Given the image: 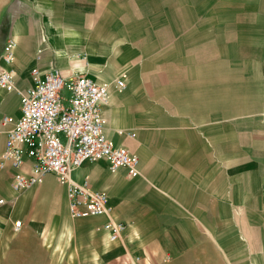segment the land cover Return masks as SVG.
Returning a JSON list of instances; mask_svg holds the SVG:
<instances>
[{
  "label": "crops",
  "instance_id": "crops-1",
  "mask_svg": "<svg viewBox=\"0 0 264 264\" xmlns=\"http://www.w3.org/2000/svg\"><path fill=\"white\" fill-rule=\"evenodd\" d=\"M1 8L9 23L0 24V55L9 38L16 46L14 87H0V150L1 118L20 114L31 69L56 67L66 80L108 84L104 133L137 155L138 173L104 160L70 171L105 190L111 217L125 223L110 241L106 217L69 215L67 185L52 173L16 191L13 175L30 171V159L7 163L0 264H264V0H0Z\"/></svg>",
  "mask_w": 264,
  "mask_h": 264
},
{
  "label": "built area",
  "instance_id": "built-area-1",
  "mask_svg": "<svg viewBox=\"0 0 264 264\" xmlns=\"http://www.w3.org/2000/svg\"><path fill=\"white\" fill-rule=\"evenodd\" d=\"M16 43L9 38L1 51L0 87H14V72L8 68L15 57ZM31 83L20 90V114L1 118L5 131L0 150V168L7 163L20 168L30 159V171L13 175L11 186L20 191L42 181L52 173L67 185L68 212L73 218L104 216L101 228L110 241L122 234L125 223L111 217L112 209L105 190L90 186L88 177L81 182L70 178V171L85 161L104 160L111 171L120 166L130 176L138 173L137 155L127 146L117 145L104 133L102 106L109 101L108 84L79 75L66 80L53 67L30 71ZM117 86H123L121 80ZM68 92V95H67ZM20 222H15L18 228Z\"/></svg>",
  "mask_w": 264,
  "mask_h": 264
},
{
  "label": "rangeland",
  "instance_id": "rangeland-1",
  "mask_svg": "<svg viewBox=\"0 0 264 264\" xmlns=\"http://www.w3.org/2000/svg\"><path fill=\"white\" fill-rule=\"evenodd\" d=\"M3 9L2 8L0 9V14H1L0 24H1V26H8L9 17H7V23L6 22L4 23L2 20V18L4 16V12H5ZM67 95H68V92H67ZM77 244H79V243L74 240V235L68 234V236H67V250L72 252V253H74V251L77 252V249L79 247ZM97 260H98V264H104V262H105V258H97ZM74 261H76V264H88L89 263L88 258H86V259L75 258Z\"/></svg>",
  "mask_w": 264,
  "mask_h": 264
}]
</instances>
